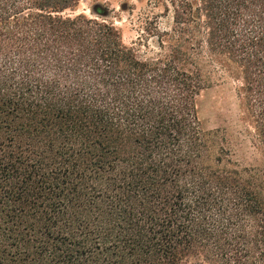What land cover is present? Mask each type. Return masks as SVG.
<instances>
[{"label": "trees", "instance_id": "obj_1", "mask_svg": "<svg viewBox=\"0 0 264 264\" xmlns=\"http://www.w3.org/2000/svg\"><path fill=\"white\" fill-rule=\"evenodd\" d=\"M81 0H0V264H264V167L197 99L240 84L264 149V0H151L141 59Z\"/></svg>", "mask_w": 264, "mask_h": 264}, {"label": "rangeland", "instance_id": "obj_2", "mask_svg": "<svg viewBox=\"0 0 264 264\" xmlns=\"http://www.w3.org/2000/svg\"><path fill=\"white\" fill-rule=\"evenodd\" d=\"M151 0H81L72 15L112 25L125 46L136 51L141 59L157 57L156 39L146 32L148 22L158 17L160 28L168 27L170 18L163 17V8H154ZM208 87L197 99L199 118L206 130L224 133L233 160L240 167H264V149L258 145L246 110L243 106L241 84L216 66L205 65ZM183 264H207L202 259L189 258Z\"/></svg>", "mask_w": 264, "mask_h": 264}]
</instances>
